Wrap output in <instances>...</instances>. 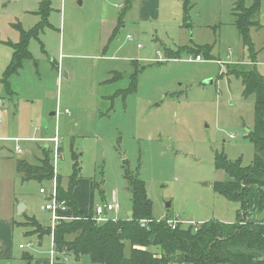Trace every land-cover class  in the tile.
<instances>
[{"label":"rangeland","instance_id":"1","mask_svg":"<svg viewBox=\"0 0 264 264\" xmlns=\"http://www.w3.org/2000/svg\"><path fill=\"white\" fill-rule=\"evenodd\" d=\"M44 1L0 0V80L14 52L5 43L20 42L21 29L43 22ZM145 1L51 0L49 25L30 40L31 59L10 79L11 92L0 84V264L49 259L51 236L41 239L31 225L16 223L35 217L51 227L40 189L52 181H23L17 166L21 160L38 165L43 144L33 140L56 135L62 152L58 184L61 178L68 187L77 162L74 195L85 215L117 202L119 209L108 217L130 219V170L145 183L157 220L180 215L197 227L237 221L241 204L214 190L229 180L215 162L224 154L249 166L256 154L246 138L254 129L256 98L246 97L242 79L231 73L251 68L255 56L264 76V0L251 28L256 55L234 26L233 0H148L152 7L142 13ZM206 46L211 58L201 54L196 61L191 51ZM172 53L180 57L169 60ZM137 71V90L115 96L131 87ZM21 204L26 210L19 215ZM246 220L264 223V187H250ZM130 251L126 242L125 254ZM66 257L58 264H94L87 256Z\"/></svg>","mask_w":264,"mask_h":264},{"label":"trees","instance_id":"2","mask_svg":"<svg viewBox=\"0 0 264 264\" xmlns=\"http://www.w3.org/2000/svg\"><path fill=\"white\" fill-rule=\"evenodd\" d=\"M234 26L236 27L244 46L251 55H256L251 41V28L258 25L256 17L261 10V0H254L248 6L247 0H233ZM51 0H45L40 7L42 23L30 31H22L20 42H6L13 48L12 59L7 66L0 84L11 92L10 79L19 73L24 62L31 59L29 44L32 38L38 39L39 28L48 24ZM44 18V19H43ZM121 25V23H120ZM20 29V27H19ZM118 29L113 33L116 36ZM110 40V41H111ZM107 49V47H106ZM211 47L194 49L191 53L197 56L203 54L211 58ZM180 54H170L169 60L178 59ZM255 56L251 59V68L235 69L231 74L242 79L244 95H255V125L248 138L255 146L256 154L249 166H243L242 159L231 161L224 154L216 156L215 167L223 170L228 176L227 182L215 183L217 194L231 202L241 204L237 221L224 223L210 220L200 224L180 226L172 230L166 220L158 222L153 217V203L148 197L145 183L132 174L125 172L132 195V217L126 220H109L98 224L92 216L86 217L80 210L74 196V190L79 185L81 169L74 163V171L68 187L58 184V196L66 201L74 217L71 221H63L57 225L54 233L55 243L60 252H65L76 261L83 256L90 258L94 264H264V223L248 222L250 187H264V76L257 70ZM115 76L110 82L116 81ZM138 71L131 75L132 84L127 90L119 91L115 96L126 98L137 90ZM43 161L39 165H31L21 160L17 169L23 181H52L54 177L52 154L47 148L42 151ZM25 216V214L23 215ZM27 222L16 223L31 225L33 233L51 236V227H44L35 217H27ZM142 221H146L144 226ZM126 242L130 243L131 251L125 254ZM30 259L29 254L24 255Z\"/></svg>","mask_w":264,"mask_h":264},{"label":"built area","instance_id":"3","mask_svg":"<svg viewBox=\"0 0 264 264\" xmlns=\"http://www.w3.org/2000/svg\"><path fill=\"white\" fill-rule=\"evenodd\" d=\"M129 40L132 39V37H128ZM192 61V60H190ZM196 61H202L201 56L196 57ZM2 102L0 101V104ZM2 112H0V123L2 122ZM11 141H14L16 143L21 142L20 139H8ZM39 142L47 145V149H50L52 154V165H53V171H54V177L52 179V187L49 189L41 188L40 194L47 196L46 205L44 206V211H46L50 215V222H51V241H52V249L49 251V259H47V262H41L40 264H58L61 262V258L64 256L66 257L67 254L65 252H60L57 248V245L55 243L54 239V233L57 225H59L63 221H71L74 219L72 215V211L70 207L68 206L66 201H61L58 196V163L60 158L62 157V152L60 148V138L58 135H56L54 138L50 139H40ZM44 145V146H45ZM16 152L18 154H21L23 151L19 145L16 147ZM118 207L114 204H108L104 207H97L94 216H92V219L98 223L103 224L108 222L109 220L116 221L117 219L109 218V213L117 210ZM166 220L167 225L172 229L176 230L180 226H190L193 225L197 227V224L191 221H187L183 219L180 215H176L173 218H166L163 219ZM162 220H158L160 222ZM143 225L145 226L147 224L146 221H142ZM26 247H32V244L20 245V249H25ZM57 256H59L57 258ZM64 259V258H63ZM67 259V257H66ZM63 263H66L64 260Z\"/></svg>","mask_w":264,"mask_h":264},{"label":"crops","instance_id":"4","mask_svg":"<svg viewBox=\"0 0 264 264\" xmlns=\"http://www.w3.org/2000/svg\"><path fill=\"white\" fill-rule=\"evenodd\" d=\"M148 0H146L145 1V3L147 2ZM144 3V4H145ZM150 6L152 7V1L149 3V1L146 3V5H143V8H142V13H148L149 12V10H150ZM54 138V137H53ZM41 139H43V138H41ZM46 139H50V138H46ZM38 140H40V139H35V140H33V141H35V142H39ZM41 143V142H40ZM43 144V143H42ZM45 144H43V145H41L43 148H45V147H47V145H45ZM40 146V147H41ZM41 152H42V149H41ZM40 161V160H39ZM40 164V163H39ZM38 164V165H39ZM75 191V190H74ZM75 196V195H74ZM75 198H76V196H75ZM76 200H77V202H78V204H79V201H78V199L76 198ZM114 205H116L117 207H118V209H119V205H118V203L117 202H114L113 203ZM79 207H80V204H79ZM25 210H26V207H25ZM80 210H81V208H80ZM82 211V210H81ZM83 213V212H82ZM84 214V213H83ZM85 215V214H84ZM86 217H90V216H94V215H85ZM115 219V218H114ZM117 220H126V219H119V218H116ZM222 222V221H221ZM198 223V222H197Z\"/></svg>","mask_w":264,"mask_h":264},{"label":"water","instance_id":"5","mask_svg":"<svg viewBox=\"0 0 264 264\" xmlns=\"http://www.w3.org/2000/svg\"><path fill=\"white\" fill-rule=\"evenodd\" d=\"M53 115H55V114H53ZM72 159L74 161H77L78 160V156L73 155ZM169 206L170 205L168 204L167 207H169ZM23 211H25V206L23 204H21L20 207H19V210H18V214L21 215Z\"/></svg>","mask_w":264,"mask_h":264}]
</instances>
